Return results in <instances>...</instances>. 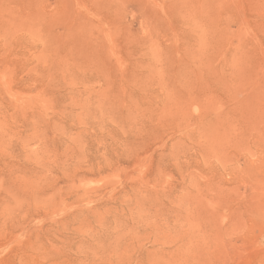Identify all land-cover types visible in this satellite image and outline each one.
Masks as SVG:
<instances>
[{
	"label": "rangeland",
	"instance_id": "rangeland-1",
	"mask_svg": "<svg viewBox=\"0 0 264 264\" xmlns=\"http://www.w3.org/2000/svg\"><path fill=\"white\" fill-rule=\"evenodd\" d=\"M0 264H264V0H0Z\"/></svg>",
	"mask_w": 264,
	"mask_h": 264
}]
</instances>
